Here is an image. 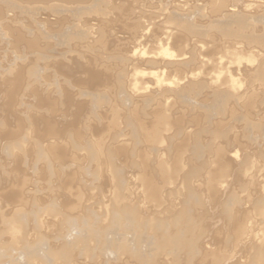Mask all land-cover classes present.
Segmentation results:
<instances>
[{"label": "rangeland", "instance_id": "1", "mask_svg": "<svg viewBox=\"0 0 264 264\" xmlns=\"http://www.w3.org/2000/svg\"><path fill=\"white\" fill-rule=\"evenodd\" d=\"M106 1L0 0V264H142L120 251V242L150 264H264V80L256 70L264 51L216 36L212 25L230 19L215 14L211 0H152L157 13L133 19L138 30L118 17L119 24L110 23L115 12ZM228 1L242 2L232 14L249 16L245 27L232 23V31L264 36V0H256L258 10L247 8L250 0ZM170 14L210 35L186 37L196 61L174 59L169 70L137 65L163 57L131 58L136 35L137 41L154 36L141 43L147 53L167 32L181 33L166 23ZM235 48L242 51L238 65L223 55ZM134 68L144 74L136 76ZM192 73L210 89L224 90L227 105L212 103L208 88L182 93ZM229 79L239 87L219 85ZM156 111L172 126V132L162 129L159 145L141 134ZM219 148L228 165L212 192ZM159 161L181 162L173 183L164 182ZM142 174L157 187L159 202L139 181ZM120 210L132 212L128 231L113 222ZM183 213L186 221H178ZM15 225L21 230L16 242L10 236ZM177 231L190 247L156 244ZM61 249L66 258L55 257Z\"/></svg>", "mask_w": 264, "mask_h": 264}, {"label": "bare ground", "instance_id": "2", "mask_svg": "<svg viewBox=\"0 0 264 264\" xmlns=\"http://www.w3.org/2000/svg\"><path fill=\"white\" fill-rule=\"evenodd\" d=\"M23 1V0H22ZM27 1H31V0H27ZM32 1H45V2H49L50 3V1H52V0H32ZM54 1V0H53ZM66 1H68V0H66ZM84 1V0H83ZM86 1V0H85ZM104 1V0H103ZM106 1V0H105ZM119 1H122V0H119ZM128 1V0H127ZM130 1H132V5L130 4V5H126V4H124V3H122V2H113V1H110L109 3H108V1H106L107 2V6L110 8V13H112V12H115L113 15V19L114 20H111V22L110 23H112V22H116V23H120L121 22V20H117V17H118V19L120 18V19H122L123 21H122V23H125V24H128L129 25V23H133V25L131 26V29L132 30H134V29H137L138 30V28H140V22L138 21V20H133V19H136L138 16H144L145 14H146V12L147 13H149L148 14V16L149 15H151V17L154 15L153 13H157V11L156 10H158V8H156V6L154 5V3L152 2V0H130ZM206 1V0H205ZM209 1V0H208ZM262 1V0H261ZM99 2V1H98ZM101 2H102V0H101ZM123 2H124V0H123ZM215 2V8H213V10H214V13L215 14H219V13H222V15L224 14V13H226L225 15H228L227 16V18L228 19H230V21L229 22H227V20H226V22H224V23H222V24H220V23H217V22H215V23H217V24H214V25H212V26H214V28L212 27V29L213 30H215V31H213V32H215V34H216V36H219V37H221V38H232V39H235V42L236 41H238L239 42V40L242 42H244V44H245V46L246 47H249L250 48V46H252L253 48H254V46H256L255 48H259L260 50H262V51H264V36H261V35H255V33H251V35L249 36H245V35H240L238 32H235V31H232V28H231V24L232 23H239V25L238 26H246V21L248 20V18H249V16L248 15H245V14H243V13H238V12H235V14H232L231 12H233V11H235V10H233L235 7H238L239 5L240 6H242L241 4H242V2L241 3H238V4H232L231 2L232 1H228V0H211V3H214ZM74 3V2H73ZM131 3V2H130ZM138 5V7H136V4ZM40 4V3H39ZM91 4V3H90ZM95 4H96V2H95ZM102 4H104V2L102 3ZM129 4V3H128ZM134 4H135V6H134ZM233 5V6H232ZM247 5V8L249 9V10H258V8L259 7H261L260 6V1H248V4H246ZM245 5V6H246ZM47 6V5H46ZM53 6H54V4H53ZM239 6V7H240ZM263 6V5H262ZM136 7V8H135ZM167 8L168 7V5H164V8ZM238 7V8H239ZM144 8L146 9V8H148V9H146L145 11H144ZM231 8V10H229ZM53 9V8H52ZM91 9V8H90ZM95 9V8H94ZM94 9L93 10H91V11H94ZM156 9V10H155ZM227 9V11H225ZM237 9V8H236ZM45 10V9H44ZM48 10V9H47ZM102 10V9H101ZM105 10V9H104ZM108 10V9H107ZM106 10V11H107ZM159 10H160V8H159ZM161 10H163L162 8H161ZM160 10V11H161ZM233 10V11H232ZM105 11V12H106ZM225 11V12H224ZM239 11H240V9H239ZM172 12V11H171ZM252 12V11H251ZM174 13V12H173ZM234 13V12H233ZM237 13V14H236ZM98 14V13H97ZM101 14V13H100ZM257 14V13H256ZM106 15V14H105ZM100 16V15H99ZM102 16H104V15H102ZM101 16V17H102ZM155 16V15H154ZM176 15H171L170 14V16H167V19H166V23L167 24H170L169 26H171L172 27V29H174V30H176L177 32H181V33H178V34H173V33H171V32H167L166 33V38L164 39L165 41H159V43H158V45L160 46L156 51H148L147 50V53H144V51H141V46H142V42L143 41H145V43H146V45L149 43V42H151V41H153V40H155V38L153 39V34H152V38H150V37H148V35L147 36H145L141 41H137L138 40V38H137V36L138 35H136L134 38H135V41L137 42V45L136 46H138L137 48H134L135 49V51L132 53L133 55H131L132 57L131 58H133V56L134 57H137V56H139V57H147V58H151V57H153V56H160V55H162V57H163V59H155V58H151V59H149V60H142V61H136L137 62V65H139V64H141L142 66H143V68L145 67V68H148V69H152V70H155V69H159V70H164V68H167L168 69V67L169 68H172V66H175L176 65V63L177 62H175L174 61V59H178V60H188V62L187 61H184V63H185V65L188 63L189 65L190 64H192V62H193V60H195V58L193 57V55H194V50L195 49H192V50H190V48L188 49V47H186V39L189 37V38H192V37H195V38H200V39H205V38H207V39H209V36L210 35H208V32H201V31H196V29H195V27H194V25H190V24H188V23H184V21L183 20H186V18L184 19L183 18V20H180V19H182V17L180 18V19H177L176 17H175ZM178 18H179V16H177ZM110 19V18H109ZM146 19V18H145ZM64 20V19H63ZM100 20V19H99ZM61 21V20H60ZM90 21V20H89ZM89 21H87L88 23H89ZM94 21V20H93ZM92 21V22H93ZM86 22V23H87ZM91 22V21H90ZM96 22V21H95ZM108 22V21H107ZM187 22V21H186ZM214 22V21H213ZM94 23V22H93ZM100 23H101V21H100ZM104 23H106V22H104ZM195 24V23H194ZM90 25V24H89ZM78 26V25H77ZM210 26H211V24H210ZM233 26V25H232ZM236 28L238 29V27L236 26ZM240 28V27H239ZM243 28V27H242ZM167 29V28H166ZM244 29V28H243ZM140 30V29H139ZM150 31V29L148 30V32ZM211 31V30H210ZM136 32V31H135ZM183 33V34H182ZM138 34V33H137ZM253 34V35H252ZM207 35H208V37H207ZM82 36V35H81ZM84 36V35H83ZM86 36V35H85ZM71 37V36H70ZM187 37V38H186ZM218 37V38H219ZM234 37V38H233ZM86 37H83V39H85ZM100 38V37H99ZM216 38V37H215ZM74 39V38H73ZM211 39H212V37H211ZM213 39H214V36H213ZM102 40H103V36H101V38H100V44H102ZM132 40V39H131ZM217 40H219V39H217ZM217 40H216V42H217ZM241 42H239L240 44H241ZM35 43L36 42H32L31 43V46L30 47H35ZM224 43V42H223ZM238 44V43H237ZM104 45V44H103ZM239 45V44H238ZM135 46V45H134ZM227 46V45H226ZM170 47H174V52H171L170 51ZM105 48V47H104ZM254 48V49H255ZM102 50V49H101ZM222 50H223V48H222ZM225 52H224V56H226V54L228 55L227 57H231V60H232V62L234 63V64H241V56H242V51L241 50H239V49H226V50H224ZM220 52V51H219ZM105 54V53H104ZM120 55V54H119ZM123 56V55H122ZM121 56V57H122ZM125 56H127V55H125ZM187 56H188V58H187ZM124 58V57H123ZM122 59V58H121ZM127 59V58H126ZM124 59H122V61H123ZM166 60H170V61H167L166 62ZM196 61V60H195ZM194 61V62H195ZM248 61L251 63V62H254V56L252 55V56H250V58L248 59ZM193 62V63H194ZM183 63V64H184ZM128 63H126V65H127ZM187 64V65H188ZM182 67V66H181ZM187 67V66H186ZM264 60H260V61H258V63H257V65H256V70H258L257 71V74H260V76L262 77V79L264 80ZM142 68V67H141ZM180 68V67H179ZM189 68V67H188ZM129 69V68H128ZM140 69V68H139ZM138 68H134L133 70H134V72H136L135 74H136V76L138 75V74H141V73H143L142 71H140ZM182 69V68H181ZM131 70V69H130ZM129 70V71H130ZM169 70V69H168ZM193 70V69H192ZM262 70V71H261ZM195 71V70H194ZM125 72V71H124ZM123 72V75H126L127 74V72H126V74ZM167 72V71H166ZM133 73V72H132ZM132 73H131V75H132ZM202 74V78H204V77H206L207 76V73H206V71H203V72H201ZM144 74V73H143ZM166 74V73H165ZM193 75V79L194 80H187V82L183 85V86H180L179 88H180V91L182 92V89L184 90V89H198L199 88V92H200V89H204V88H208V90L211 92V98H212V103L214 102V103H216L220 108H222L223 106H225V105H227L226 104V102H228V100H229V95L224 91V90H219L218 88H209V86H208V84L206 83V81L204 80H197L196 79V73L194 74V73H192ZM209 74H211V71H210V73ZM222 74V73H221ZM131 75H130V77H131ZM200 74H199V76H201ZM139 76V75H138ZM141 76V75H140ZM182 76V75H181ZM20 77V76H19ZM19 77H17V78H19ZM133 77V76H132ZM21 78V77H20ZM134 78V77H133ZM139 78V77H138ZM140 78H142V77H140ZM197 80V81H196ZM262 80V81H263ZM133 81H135V78L133 79ZM237 80H231V79H229V80H225V82H221L219 85H221V87L222 86H225V84H228V85H230L233 89H235V88H237V87H239L238 86V82H236ZM150 82V81H149ZM158 82V83H157ZM157 82H156V85L158 86V87H160V86H163V84H162V81H161V79H157ZM173 82V81H172ZM152 83V82H151ZM160 83V84H159ZM163 83H165V81H163ZM171 83V82H170ZM212 83H214V85H216L217 84V82L215 81V82H212ZM146 84V83H145ZM166 84V83H165ZM164 84V85H165ZM167 84H168V82H167ZM134 85V84H133ZM173 85V84H172ZM213 85V86H214ZM218 85V86H219ZM169 86H171V84L169 85ZM179 86V85H178ZM178 86H176V87H178ZM138 87H140V89H145V85L143 84V82H138ZM148 88V87H147ZM264 88V87H263ZM14 90V89H13ZM175 90V89H174ZM147 91V90H146ZM203 91V90H202ZM201 91V92H202ZM227 91V90H226ZM210 92H209V94H210ZM228 92V91H227ZM182 93H184V92H182ZM164 94V93H163ZM180 94V93H179ZM233 94V93H232ZM170 95V94H169ZM164 96V95H163ZM175 96H176V94H175ZM236 96V95H235ZM13 96H11L10 98H12ZM241 98V97H240ZM164 99V98H163ZM214 99V100H213ZM237 99H239V98H237ZM205 100V99H204ZM240 100V99H239ZM251 103V102H250ZM250 103H249V105H250ZM217 106V107H218ZM209 107V106H208ZM212 108H213V106H212ZM216 108V107H215ZM215 108H213V110L215 109ZM209 109V108H208ZM211 109V108H210ZM162 110V109H161ZM214 112V111H213ZM165 115H166V113H165ZM165 115H163L162 113H160L159 111H156L155 112V115H154V117H153V121L149 124V127H143L142 126V133L141 134H143V139L145 140V142H148V143H150V144H156V145H159L161 142H162V138H164V137H162V129L164 128H166L165 130H164V132L165 131H167L168 132V130L170 129V127L169 126H171V125H169L168 124V121H170L169 119H168V117H166ZM209 117V116H208ZM212 118V117H211ZM172 122V121H171ZM216 123H217V121H216ZM219 123V122H218ZM167 125H168V127H167ZM175 125V124H174ZM218 125V124H217ZM258 125V124H257ZM172 127V126H171ZM217 127V126H216ZM169 128V129H168ZM256 128V127H255ZM51 129V128H50ZM168 129V130H167ZM217 129V128H216ZM258 129V128H257ZM52 130V129H51ZM171 130H172V128H171ZM171 130H169V131H171ZM50 131V130H49ZM172 132V131H171ZM210 134H211V132H209ZM173 135H175V133L173 134ZM206 135V134H205ZM218 135V134H217ZM198 136V135H197ZM213 136V135H212ZM213 138V137H212ZM182 143V142H181ZM162 144V143H161ZM184 146V145H183ZM101 148V150H103V147H100ZM194 148H195V146H194ZM197 148V147H196ZM98 149V148H97ZM199 149V148H198ZM184 149H182V151H183ZM98 151V150H97ZM100 151V150H99ZM101 152V151H100ZM199 152V151H198ZM217 157H216V160H215V163H216V170L215 171H213L212 172V170H211V172H212V178H211V183L210 184H212L211 186H212V192H214L216 189L218 190V183H219V181L221 180L222 181V177L223 176H225L224 174H225V172L227 171V165L228 164H226V162L222 159V149H218L217 150ZM223 153H225V152H223ZM238 152L237 151H235L234 152V156L237 154ZM101 154V153H100ZM193 154V153H192ZM224 156V155H223ZM104 158V157H103ZM177 161V160H176ZM181 161V160H180ZM230 162V161H229ZM228 162V163H229ZM105 163V162H104ZM175 164L173 165V167L172 166H169V165H167L165 162H160L159 161V166H157L158 167V171L161 173L162 172V174L164 175V182H167V183H173V180L175 179V177L177 176V172H179L180 170V163H178V162H174ZM104 165V164H103ZM208 166V165H207ZM209 167V166H208ZM102 168V167H101ZM143 173H147V172H143ZM228 173V172H227ZM189 175V174H188ZM191 175H193V174H191ZM219 176H221V178L219 179H217V177H219ZM139 179V181L142 183V185H143V187L146 189V190H148V191H154L155 192V194H154V198H155V201L156 202H159L160 201V193H159V191H158V189H157V187L154 185V183L145 175V174H142V175H140V177L138 178ZM185 181H184V184L186 183V181H187V177H186V175H185V177L183 178ZM209 180V179H208ZM73 183V182H72ZM164 184V183H163ZM166 185H168V184H166ZM170 185V184H169ZM18 189V188H17ZM21 189V188H20ZM220 191V190H219ZM116 194V193H115ZM115 194H114V196H115ZM18 195V194H17ZM21 195V194H20ZM117 196H120V195H117ZM18 197V196H17ZM21 197V196H20ZM114 198V197H113ZM113 198H111V199H113ZM121 198V197H120ZM20 199V198H19ZM21 200V199H20ZM18 201V200H17ZM119 202V201H118ZM117 202V203H118ZM22 203V202H21ZM123 204V203H122ZM125 204V203H124ZM123 204V205H124ZM119 209H118V207H117V211H118ZM121 211V210H120ZM114 214V213H113ZM117 214V213H116ZM132 214V212H131V210L129 211V210H125V211H121L117 216H115L114 217V223H118V224H120L121 225V230H124V231H128L129 229H131L130 228V226H131V224H130V221H129V217H130V215ZM181 214V213H180ZM184 214V216H179L177 219H178V221H186V218H185V213H183ZM196 215V214H195ZM187 216H188V214H187ZM111 218V217H110ZM134 218V217H133ZM138 218V217H137ZM188 221V220H187ZM191 220H189V222H190ZM112 222V223H113ZM156 222V221H155ZM136 223H137V221H136ZM144 223V222H143ZM151 223V222H150ZM175 223V222H174ZM153 224V223H152ZM180 224H182V223H180ZM146 225H148V224H146ZM150 225L151 224H149V226H148V228L150 227ZM113 226V225H112ZM137 226V225H136ZM141 226V225H140ZM139 226V227H140ZM238 226V225H237ZM245 226V225H244ZM17 226L15 225L14 226V228H12V226H11V229H10V236H11V238L13 239V241L14 242H16V240H17V238H20L19 236H21V235H19L18 236V234H19V231L21 232V230L20 229H18V228H16ZM115 227V226H114ZM147 227V226H146ZM113 228V227H112ZM137 228V227H136ZM136 228H135V230H136ZM143 228V227H142ZM134 229V228H133ZM180 229V228H179ZM247 229V228H246ZM152 230V229H151ZM150 230V231H151ZM193 230V229H192ZM234 230V229H233ZM147 231V230H146ZM191 231V230H190ZM194 231V230H193ZM238 233H239V235H243V234H245V228L242 226L241 228H239L238 229ZM9 233V232H8ZM94 233V231H92V234ZM176 234H174V235H163L162 236V239H159V241L156 243L158 246H162V245H168L169 247L171 246L172 248H174V250L175 249H177L178 247H180V246H185L186 245V248L187 247H190V245H191V241H187V242H185V240L182 238V236H181V234L180 233H178V231L177 232H175ZM250 233V232H249ZM248 232L246 233L248 236L251 234H249ZM89 234V233H88ZM157 236V235H156ZM155 236V237H156ZM95 237H97V238H99L98 236H96L95 235ZM124 237V236H123ZM250 237V236H249ZM157 239V238H156ZM158 240V239H157ZM19 241V240H18ZM117 241V240H116ZM148 241V240H147ZM155 241V240H154ZM81 242V241H80ZM18 243V242H17ZM130 244V243H129ZM117 245H119V250L120 251H122V252H124V253H126V255H134V257H136V259H139L140 261H141V263L142 264H150L149 263V261L148 260H146L145 259V256H144V254H141V253H132L133 251H132V247H130V245H126L125 244V242H120V243H118ZM135 248H136V246H135ZM141 248V247H140ZM145 248V247H144ZM163 249V248H162ZM154 250V249H153ZM217 250V249H216ZM68 254V253H67ZM53 255V254H52ZM55 255V257L57 258V257H59L60 259H61V257H65L66 258V253L65 252H63V250L61 249V250H59L58 251V253L57 254H54ZM125 255V254H124ZM223 256V255H222ZM124 257V256H123ZM68 258V257H67ZM125 258H127V256L125 257ZM64 260V259H63ZM258 260V259H257ZM122 262H124V261H122ZM125 262H126V260H125ZM130 262V261H129ZM135 263V262H134ZM216 264V263H215Z\"/></svg>", "mask_w": 264, "mask_h": 264}]
</instances>
